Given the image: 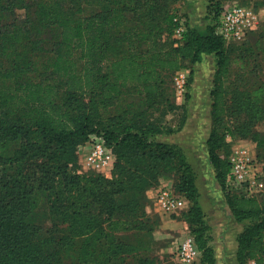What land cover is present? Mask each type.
<instances>
[{
	"label": "trees",
	"instance_id": "trees-1",
	"mask_svg": "<svg viewBox=\"0 0 264 264\" xmlns=\"http://www.w3.org/2000/svg\"><path fill=\"white\" fill-rule=\"evenodd\" d=\"M179 1L0 0V264H119L141 238L135 243L108 227L146 215L144 193L160 169L180 173L175 192L188 201L182 218L200 251L197 264H218L194 168L176 146L151 141L158 130L124 99L131 89L161 97L172 74L213 56V120L243 111L227 99L231 57L217 34L223 8L210 10L203 28L188 23L178 41ZM18 10L25 12L22 23ZM235 133L254 136L240 127ZM228 134L214 128L206 146L231 216L245 224L236 262L264 264V195L228 188ZM93 135L117 157L113 179L74 170L78 146ZM41 198L50 228L39 217Z\"/></svg>",
	"mask_w": 264,
	"mask_h": 264
},
{
	"label": "rangeland",
	"instance_id": "rangeland-1",
	"mask_svg": "<svg viewBox=\"0 0 264 264\" xmlns=\"http://www.w3.org/2000/svg\"><path fill=\"white\" fill-rule=\"evenodd\" d=\"M236 4L252 9L257 17L256 28L244 40L228 44L231 67L225 82L227 99L229 105L239 101L243 108L241 113L227 112L220 124L215 123L212 118L211 91L215 73L213 56L207 57L201 64H190L181 70L188 79L185 94H181L176 85V72L167 79L161 97H139L132 94L131 89L124 98L134 103L135 113L142 114L143 119L158 130L150 140L176 146L187 156L188 162L194 168L200 192L199 202L210 226L213 238L211 244L215 249L218 264H237L236 238L245 224L236 223L231 216L225 193L215 181L214 170L208 160L206 142L214 128L228 132L229 147L247 146L264 171V145L259 144L264 140V0H180L173 6L176 14L182 15L190 26L203 28L208 24L207 15L210 10L215 11L220 7ZM24 18L25 12L18 10V23H22ZM79 65H82V62H79ZM85 101L88 103L89 97ZM101 112L104 121L111 115V112L108 113V107L103 108ZM239 127L253 131L254 136L245 139L239 137L235 133ZM230 131H234V135ZM84 145L77 148L74 169L76 173L87 177L102 176L113 179L117 163L115 153L113 152L115 160L111 174L105 175L87 165V149L83 148ZM179 176V172L171 174L160 169L156 180H153L152 186L144 193L147 199L144 209L146 215L139 218L123 217L119 220L117 228L108 227L112 233L125 234L135 243L141 238L139 249L122 256L119 264H138L140 259H150L153 264H186L177 258L180 243L186 236H192L190 227L182 218V212L185 210L167 217L156 202V193L161 188L171 187L175 190ZM262 195L264 192L257 194L258 197ZM40 202V220L44 228H50L47 200L41 198ZM198 259L193 264H197Z\"/></svg>",
	"mask_w": 264,
	"mask_h": 264
},
{
	"label": "built area",
	"instance_id": "built-area-1",
	"mask_svg": "<svg viewBox=\"0 0 264 264\" xmlns=\"http://www.w3.org/2000/svg\"><path fill=\"white\" fill-rule=\"evenodd\" d=\"M174 21L177 24L174 37L179 41L186 32L188 23L182 15H177ZM256 26L257 17L252 9L238 4L231 5L223 8L217 24V34L227 44L240 42ZM175 79L180 93L185 94L188 81L185 72H178ZM83 148L87 149L85 157L87 165L99 173L111 174L115 156L112 149L106 145L103 136L93 135ZM229 160L231 164L227 179L229 189L242 192L246 196H257L264 192V171L259 167L255 156L247 146L233 147ZM156 202L161 211L168 216L188 207L186 198L176 193L171 187L161 188L156 193ZM199 256L200 251L194 238L186 236L180 243L177 258L183 263L193 264ZM252 264L255 263L252 262Z\"/></svg>",
	"mask_w": 264,
	"mask_h": 264
},
{
	"label": "crops",
	"instance_id": "crops-1",
	"mask_svg": "<svg viewBox=\"0 0 264 264\" xmlns=\"http://www.w3.org/2000/svg\"><path fill=\"white\" fill-rule=\"evenodd\" d=\"M167 217H169L168 215H167ZM235 253V252H234Z\"/></svg>",
	"mask_w": 264,
	"mask_h": 264
}]
</instances>
